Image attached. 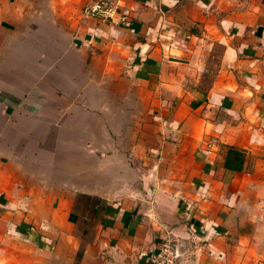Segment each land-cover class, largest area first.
Wrapping results in <instances>:
<instances>
[{
    "label": "crops",
    "instance_id": "1",
    "mask_svg": "<svg viewBox=\"0 0 264 264\" xmlns=\"http://www.w3.org/2000/svg\"><path fill=\"white\" fill-rule=\"evenodd\" d=\"M87 1L0 0V264H264V0Z\"/></svg>",
    "mask_w": 264,
    "mask_h": 264
},
{
    "label": "built area",
    "instance_id": "2",
    "mask_svg": "<svg viewBox=\"0 0 264 264\" xmlns=\"http://www.w3.org/2000/svg\"><path fill=\"white\" fill-rule=\"evenodd\" d=\"M135 11L136 7L124 0H90L81 7L82 18H91L111 25H127ZM211 146L212 142H207V149Z\"/></svg>",
    "mask_w": 264,
    "mask_h": 264
},
{
    "label": "trees",
    "instance_id": "3",
    "mask_svg": "<svg viewBox=\"0 0 264 264\" xmlns=\"http://www.w3.org/2000/svg\"><path fill=\"white\" fill-rule=\"evenodd\" d=\"M244 163V155L243 152L234 148L228 147L227 154L225 157V167L234 169V170H241Z\"/></svg>",
    "mask_w": 264,
    "mask_h": 264
}]
</instances>
